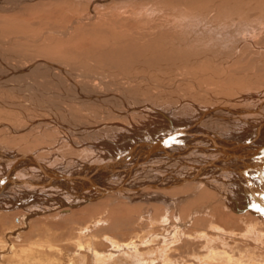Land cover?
Wrapping results in <instances>:
<instances>
[{"label": "rangeland", "instance_id": "1", "mask_svg": "<svg viewBox=\"0 0 264 264\" xmlns=\"http://www.w3.org/2000/svg\"><path fill=\"white\" fill-rule=\"evenodd\" d=\"M117 2L40 0L22 5L15 12H0V62H3L0 79L3 76L10 85L18 86L13 88L47 89L50 94L51 89L58 92L66 88H122V93L126 92L136 103L170 107V111L176 107L173 98L180 93L202 108L210 107L211 96L208 99L198 89L220 98L234 97L235 104L240 103L239 93L264 94V0ZM37 60L49 61L56 69H32L35 72L22 73V79H17L18 75H14L16 79L7 76L11 66L21 69ZM63 69L68 76L60 73ZM26 93H9L0 88V100L10 104L0 106V152L13 151L35 158V162L60 168L61 172L74 160L81 167L66 170L70 175L90 174L88 167L101 169L112 162L108 153L102 158L99 154L72 149L45 124L29 130L30 119L40 115L36 116L37 110L27 102ZM33 95L41 105H54L53 109L64 118L68 114L71 122L86 126L100 121L96 105L90 104L91 108L87 106L85 111L76 104L67 105L69 102H63L62 98L47 95L39 99ZM18 107L29 112L30 119ZM180 111L173 112L177 118L189 113ZM235 117L230 122L220 117L211 121L223 128L227 122L234 130L231 133H239L238 128L243 130L245 127L241 126L245 123L241 117ZM139 120L131 119L138 125L149 124L152 130L161 131L160 119H156L160 124L153 119ZM113 133L112 137H118L119 134ZM26 176L35 177L28 173ZM179 195L182 194H174L176 197L170 203L181 199V206L137 204L125 198L120 203L110 197L95 208L66 214H60V208L54 212L43 209L32 217L22 208L0 211V264H31L36 257L54 259L53 264H68L69 254L78 252L76 244L81 241L90 243V250L111 251L106 235L120 245H130L129 248L139 245V251L114 254L113 259L102 264H264V217L246 216L231 209L228 212L213 202L215 197L209 194L193 204L192 201L183 204ZM209 203L210 215H193L194 210ZM236 204L239 206V202ZM166 216V227H162ZM97 220L100 223L96 226ZM181 224L186 227L181 226L174 233ZM92 225L96 226L94 230H90ZM88 226L90 231L86 232ZM134 241L136 245L132 246ZM118 248L114 250L123 249ZM80 252L87 255L86 264H94L91 251Z\"/></svg>", "mask_w": 264, "mask_h": 264}, {"label": "bare ground", "instance_id": "2", "mask_svg": "<svg viewBox=\"0 0 264 264\" xmlns=\"http://www.w3.org/2000/svg\"><path fill=\"white\" fill-rule=\"evenodd\" d=\"M37 1L40 2V0H0V12L3 14L15 12L22 5L25 6L27 3L32 4V2ZM71 1L80 2V0ZM92 1L110 3L120 0ZM1 62L0 65L3 63ZM34 64L31 63V65L26 67L22 66L23 68L21 67V69H19L20 67L17 69V66L13 69L11 66L7 70L9 71L7 76L9 79L10 77H14V75L22 76V73L28 74L30 70L39 67L53 71L54 68L56 69V66L45 60H37ZM42 68L41 70H43ZM34 72L33 74H35ZM61 72L66 74V70L64 69L60 70ZM18 76L17 79L21 78V76ZM34 76L36 77V75ZM1 77L4 79L3 76ZM2 78L0 79V88L9 90V93L15 94L27 92L25 96L28 101H26L30 103L32 108L37 110L36 116H42L30 119L28 116L29 112L27 111L28 113H26V111H22L23 109L21 108L22 110H20L18 107V110L21 111L24 117L30 119L29 130L34 131L37 129L36 127H42L45 124L50 131L58 133L57 135H60V137L62 136L63 141L67 142L72 149L78 152L99 154L102 158L106 157L105 153H108L110 154L109 156H112V160H110L112 162L110 164L107 163L108 165L101 169L88 167L89 171H91L90 174L83 172L81 175L79 173L70 175L66 170L70 168L77 170L76 168L80 166L75 164L74 160L68 162L69 164L66 165L65 170L61 169L63 170L61 172L60 168H53L52 166L35 162V158L32 159L25 155L13 153V151H1V212H11L22 208L30 213V217H32L34 214L41 213L43 209L54 212L60 208L62 210H59V213L66 214L71 213L73 210L95 208L97 205H100L102 200L110 197L116 198L120 203L123 202L120 199L125 198L130 203L141 202L143 204H152L156 202L160 203V205L178 204L181 206V199L173 200L170 203L172 198L176 197L174 194H182L179 196L182 198L183 204H190L191 201L193 204V201L204 200L209 194L215 197L213 198V202H218L227 211L231 209L238 214L246 216L251 214L254 217H261L263 219L264 94H261V92H257L256 94L239 93L237 97L239 96L240 103L235 104L234 101L237 102V99L234 97V99L232 97H229L230 99L228 97L220 98L219 96L212 95V92L198 89V92L206 94L205 96L208 99L211 96L209 100L211 102L209 103L212 104H210V107L202 108V106L196 105L195 102L187 100L186 96L183 97V93H180L182 96L177 95L173 98V100L175 99L176 107L171 108L172 110L170 111V107H160L159 105L157 107L147 102L136 103L126 92L122 93L124 91L122 88H104L105 90H97L96 88H66L65 90L58 89V92H54V89H51L52 94H50L49 91L46 92L47 89L13 88L17 85H10L8 80L6 81ZM14 78L16 79V76ZM34 93L39 99L47 95L50 98H60L59 100L62 98V101L65 99L63 102H69H65L67 105L73 103L81 106L82 109H85L87 106L91 108L90 104L96 105L99 107L95 108V110H98L101 116L100 121L86 126L79 125L74 121L71 122L66 117L68 114L64 118V116H61L53 109L54 105L52 107L41 105L39 101L33 98L36 97L33 95ZM16 101L18 100H15V103ZM9 105L0 100L1 107H9ZM11 107L14 106L11 105ZM180 110L183 112L188 110L189 113H182L183 115L177 118V115L173 112L176 111L177 113ZM44 113H47L45 117H43ZM208 116L210 118H207ZM235 116L241 117V120L245 123L244 126H241L242 128L245 127L243 130L238 128L240 130L239 133H231L234 130H231L227 126V122H224L225 127L223 128V126L219 127L215 124L214 120L211 121L213 117H220L230 122ZM130 117L136 121H141L139 120L141 118L153 119L154 122L156 119H160L163 125L159 121L156 122L160 124L161 131L152 130L153 126L151 128L149 124L148 126L138 125L134 121H131ZM92 120L94 119L92 118ZM128 120L129 123L126 124L125 122ZM111 132H114L113 134L115 135L119 134L118 137H112L114 135H111ZM93 165L95 166V164ZM27 173L33 174L35 177H27ZM148 187L153 189H148ZM237 202H239V206H237ZM210 207L209 203L201 209L197 208L194 210L193 215H201L202 213L210 215ZM168 210H172V208ZM232 214L230 213V216ZM164 219L161 223L162 227L167 223L168 216ZM97 221H94L96 226L100 223V220ZM93 226H91L92 229L90 230L95 229L96 226ZM181 226L186 227V225L181 224L175 231L173 230L174 233H178ZM90 230L88 226L85 231L88 232ZM105 240L111 243L110 245L113 249H117L118 247L123 248L121 252L132 250V248L128 247L130 245H120L116 241L113 242L107 235ZM81 242L76 244L78 252L69 254L68 264H86L87 255L80 252L81 250L93 251V254L97 256L95 260L99 264L106 262L104 261L106 260L105 257L109 255L104 254L100 258L97 249L90 250V245H88L90 243L85 242L82 244ZM133 245L135 246V241ZM136 246L134 248L138 250L139 245ZM118 251L120 253V250ZM161 252L163 253L164 250ZM53 261L54 259L45 258L43 260L36 257L31 259V264H53Z\"/></svg>", "mask_w": 264, "mask_h": 264}, {"label": "crops", "instance_id": "3", "mask_svg": "<svg viewBox=\"0 0 264 264\" xmlns=\"http://www.w3.org/2000/svg\"><path fill=\"white\" fill-rule=\"evenodd\" d=\"M110 236V235H109ZM136 245V244H135ZM132 246H134V245H132ZM111 248V247H110ZM133 249H135V248H132V250ZM132 250H127L126 252H124L125 254H128L130 251H132ZM135 251H138V250H135ZM153 250H151V252H152ZM113 252V253H112ZM119 254V251L118 250H114L113 248H111V251H108V253H106V252H100L99 251V257L101 258V257H103V255L105 254V255H109L108 257H105L106 258V260H104V261H108V260H110V259H113V257H115V255L114 254ZM120 253H121V250H120ZM91 255H92V257H93V261H94V264H99V262L98 261H96L95 259H97V256L96 255H94L93 254V251L90 253ZM113 256V257H112Z\"/></svg>", "mask_w": 264, "mask_h": 264}]
</instances>
